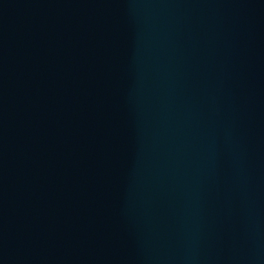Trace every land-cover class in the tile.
I'll return each mask as SVG.
<instances>
[{"label": "water", "instance_id": "obj_1", "mask_svg": "<svg viewBox=\"0 0 264 264\" xmlns=\"http://www.w3.org/2000/svg\"><path fill=\"white\" fill-rule=\"evenodd\" d=\"M0 264H264V0H0Z\"/></svg>", "mask_w": 264, "mask_h": 264}]
</instances>
